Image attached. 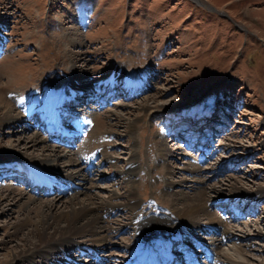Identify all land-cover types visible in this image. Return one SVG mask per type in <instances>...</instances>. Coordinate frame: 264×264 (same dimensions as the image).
<instances>
[{"label":"rangeland","instance_id":"obj_1","mask_svg":"<svg viewBox=\"0 0 264 264\" xmlns=\"http://www.w3.org/2000/svg\"><path fill=\"white\" fill-rule=\"evenodd\" d=\"M0 19L7 23L9 46L0 56V101H7L16 111H22L37 98L32 102L36 107L44 98L41 109L48 91L66 87L71 80L80 83L79 87L92 82L89 86L95 88L104 81L121 84L124 80L121 70L147 74L149 84L142 92L130 95L117 87V95L105 98L101 107L96 104L97 112L93 111L83 140L101 146L95 156L98 171L89 175L95 186L89 192L115 203L125 202L135 192L139 204L145 208L139 206L138 211L148 209L152 213H147L153 215L165 212L172 204L165 190L164 179L170 176L164 171L167 163L173 167L176 179L179 175L189 183L192 179H206L202 186L213 200L209 206L212 211L219 196L223 201V197H231L236 191H245L241 194L250 195L238 199V208L249 210V215L239 221L226 218V222L220 221L233 228L235 234L231 241H223V235L219 237L216 233L222 239L218 246L232 252L229 248L233 242L244 248L249 261L264 263V0H0ZM112 75L115 81H110ZM97 93L101 99L105 92ZM144 104L150 105L152 112L139 108ZM204 106H217L225 111L222 119H218L225 125L216 128L217 137L212 139V145L209 138L203 140L204 135H197L188 121L199 107L196 116L207 114L209 110ZM33 112L36 118L40 117L39 111ZM216 113L214 110L213 116ZM81 115L89 114H80L78 118ZM176 119L184 120L182 129H174ZM205 120L195 130L215 125V119ZM22 123L0 127L1 166L9 165L15 158L17 161L18 155L9 149L10 142L17 140V136L26 140L45 128L40 122L41 128L34 131L30 127L37 122L26 126ZM68 126L71 122L65 127ZM45 142L50 148L57 147L50 138ZM191 142L193 146L188 147ZM76 143L79 141L66 146L74 159L78 158ZM162 143L171 152L167 160L164 158L166 163L159 151ZM200 145L210 151L204 149L201 154ZM23 146L20 143L17 147L21 153L25 152ZM28 150L35 158H41L44 152L40 144ZM199 153L202 159L205 153L206 159L196 161L192 157ZM208 153L212 154L209 159ZM64 161L57 160L61 168ZM187 161L197 162L203 169L191 177L180 170ZM20 178V175H14V179L2 177L0 191L6 192L0 195L6 196V188L18 187L37 200L54 197L63 202L71 196L35 194L36 188L32 191L21 187L25 185L24 178L22 185L15 184ZM100 187L115 190L120 197L115 198L112 192ZM80 189L83 193L79 197L84 199L85 186ZM248 204H252V209H248ZM9 206L12 211L1 212ZM101 212L106 232L113 237L104 253L113 262L126 257L124 264L131 250L127 249L128 253L123 249V243L136 235L130 224L133 210L105 205ZM21 213L18 205L1 200L0 264L9 260V248L15 243L20 246L25 243L22 235L32 222L21 233L12 234L11 227ZM32 216L36 218L35 214ZM200 220L206 221L202 216ZM30 236L37 239L36 233ZM6 252L8 255L3 257Z\"/></svg>","mask_w":264,"mask_h":264},{"label":"bare ground","instance_id":"obj_2","mask_svg":"<svg viewBox=\"0 0 264 264\" xmlns=\"http://www.w3.org/2000/svg\"><path fill=\"white\" fill-rule=\"evenodd\" d=\"M121 73L125 75L128 85L133 86V88L143 87L144 83L147 82V76L143 72L137 74L121 70ZM59 89L57 93L49 91L50 93L45 98L43 106L39 109L41 110L42 120L47 123V130L58 129L56 136L59 133L61 134L60 138H55V136L54 141L67 144L74 140L75 135L78 134L77 131L79 133L83 132L80 131V125L84 127L88 126L86 118H88L87 116L90 117L91 114L86 116L81 115L80 118L72 119L71 126L65 127L61 125V120L57 114H63V118H66L70 114L63 107L64 100L70 98L68 94L71 91L76 92L75 94L78 95L81 88L71 80L66 87ZM139 108L148 113L153 110L148 104H144ZM31 112V106H27L24 111L18 112L7 101H0V127L22 123L21 120L26 121L25 119ZM201 114L206 115L204 113ZM204 122L206 123V121ZM131 123L132 121L130 125L134 129L135 125ZM34 124L32 123L31 127ZM202 125L204 123L199 124V126ZM44 135L46 138L47 134ZM45 138L40 137L37 132L27 137L28 140L17 136V140L9 143V149L18 155L17 161L10 168L13 171H25L27 178H31V182L29 183L30 186L32 185L31 188L39 190L41 187L38 186L42 182L40 179L44 177L49 182L47 186H51V188L60 187L64 191L70 188L68 194H71V196L68 200H63V202H61L60 198L56 199L54 197L47 198L46 200H37L35 196L27 193L26 189L19 190L18 187L6 188V196L0 195V203L1 200H7L9 205H18L22 212L17 222L11 225L14 229V231L12 230V234L22 232L24 227L30 222H32V226L22 235V238L25 240L24 245L20 246L18 243H15L13 247L9 248V253L11 254L9 260L6 259L1 263L17 264L20 261L27 260L29 264H59L62 262L70 264L74 256L73 252H76L77 255L85 253L91 256V260H95L97 264H101L98 261L100 260L99 254L101 255L99 252L107 244L111 243L113 239L112 236L107 234L105 220L102 217L101 208L106 205V207L112 209H119L124 206V208L127 207L133 210L130 224L136 235L123 243V247L131 250V256L124 264H156V262L159 263L160 261L162 264H167L169 262L173 263L178 259L186 260L189 257H207L213 264H264L258 261H249L247 254L244 253V248L233 242L229 248L232 252L220 249L216 241L217 237L215 238L213 232L210 233L209 230L215 231L218 228L220 230L219 234L223 235V241H231L235 233L232 230L233 228L231 229L230 226L220 222L216 212L210 210L209 203L211 200L207 197L208 192L202 186V183L206 180L205 178L201 180L192 179L190 183L182 175H179L176 179L173 177L175 173L172 169L173 167L167 163L168 166L164 168V171L170 176L164 179L165 190L172 204L170 208H167V211L155 212L156 214L153 215L144 211H138L140 204L135 192H131L125 202L118 203L101 198L96 193L89 192V188L95 186L90 179L91 177H89L91 172L90 167H94L93 170L96 169V164H93L92 157L100 149L98 146H93L91 141L82 140V143L80 142V153L78 158L74 159L68 154L69 150L66 151L64 148H59L58 145L57 147L53 146L54 148L48 147ZM20 143L24 145L23 149L25 152L23 153L17 149ZM39 144L43 146L44 152L41 158H35L34 155L31 156L28 153V149L36 148ZM165 148L166 145L162 143L159 151L161 152L160 155L163 158V163H166L164 158L167 160V156L171 154L170 150L168 151ZM203 152L205 150L201 154ZM205 156L206 154L204 153L202 157L205 158ZM59 158L65 159V169L58 165L57 160ZM202 169L197 162L194 164L191 161L185 162V165L180 168L181 171L189 173L191 177H194ZM130 171H134V169ZM59 178L64 182L59 181ZM53 183L58 184V186H54ZM199 183L200 185H198ZM81 185L85 186L86 189L83 194L85 196L84 199L79 197L83 193L80 189ZM100 188L109 190L107 187ZM3 192L6 191H0V194ZM109 192H112L115 198L120 197V194L115 190H109ZM242 192L245 191H236L231 197H223L222 199L224 202L230 204ZM232 207L234 206L232 205ZM9 210H11L10 206L2 209L1 212L4 213ZM33 214H35L36 218L32 216ZM201 216L206 221L202 222L200 220ZM195 231L203 232L207 238L205 239L201 235L196 236L193 233ZM33 233L37 234L36 240H33L30 236ZM6 253H3L2 256L6 257L8 252ZM53 253H58L59 255L55 262L49 259L53 256ZM210 253L213 255V259ZM106 261L107 258H105V264Z\"/></svg>","mask_w":264,"mask_h":264}]
</instances>
